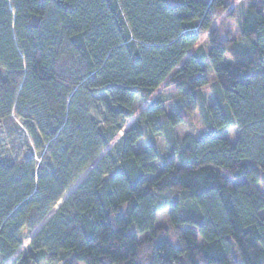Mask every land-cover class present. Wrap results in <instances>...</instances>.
I'll return each mask as SVG.
<instances>
[{
  "label": "trees",
  "instance_id": "trees-1",
  "mask_svg": "<svg viewBox=\"0 0 264 264\" xmlns=\"http://www.w3.org/2000/svg\"><path fill=\"white\" fill-rule=\"evenodd\" d=\"M228 8L0 0V264H264V0L237 36L212 29ZM164 84L181 112L156 96L125 130ZM199 106L206 130L177 138Z\"/></svg>",
  "mask_w": 264,
  "mask_h": 264
},
{
  "label": "rangeland",
  "instance_id": "rangeland-1",
  "mask_svg": "<svg viewBox=\"0 0 264 264\" xmlns=\"http://www.w3.org/2000/svg\"><path fill=\"white\" fill-rule=\"evenodd\" d=\"M228 1H229V8L217 16L216 21H215L212 29H219L222 36H226V35L237 36L239 33L238 31H239L240 15L244 12L247 0H228ZM208 34L209 33H206L202 36V38L199 41V43L197 44L196 48L199 46H203L207 50L206 42H207ZM207 71H208L210 83L207 87L202 89L200 94L202 95V97H203L202 100L205 101V104H211L214 101L213 87H212L213 83H214V79H213L214 73L211 72L209 69ZM156 96H159L161 98V100L163 101L164 106L166 107V112H167L168 116L174 115V114H179L181 112L182 103H183L182 94L174 91L172 88H170V89L165 88V84H164L158 90V93L155 94L153 97H151L143 106H141L140 110L136 113V115L132 119H129L126 122L125 130L130 128V127L137 125L140 112L143 111L145 109V107L150 103V101L153 98H155ZM199 109H200V106L197 109V111L195 113H192V114H187V113L183 112L184 122L174 129V132H175V135L177 138H182L183 136L188 135V134L199 137L201 134H203V132L206 130V126L201 119ZM122 133L123 132H121L120 135H122ZM237 133L238 132H237L236 127L232 126L229 129H227L226 131L222 132L221 136L227 137V138H229L230 141L234 142L236 140ZM16 136L19 137V133H17ZM166 138H167V135H158V136H155V138H153L159 152L162 155H166V153H167V147L166 146L168 144V141ZM7 140L9 142L10 138ZM149 141H150V138L145 137L138 144V146H137L138 150H142L145 147H147ZM104 153L102 154V156L104 155ZM84 177H85V175L75 183V185L72 187V189L66 195L65 199L71 194L72 191H74L76 186L83 180ZM165 196H169L172 198V197H174V194L166 193ZM261 215L264 216V212H262ZM157 224L159 226L168 227V225H169L168 211H161L158 213ZM38 230H39V228H38ZM30 240H31V237L25 241L23 246L19 249L18 254L20 252H24V250L28 246Z\"/></svg>",
  "mask_w": 264,
  "mask_h": 264
},
{
  "label": "water",
  "instance_id": "water-1",
  "mask_svg": "<svg viewBox=\"0 0 264 264\" xmlns=\"http://www.w3.org/2000/svg\"><path fill=\"white\" fill-rule=\"evenodd\" d=\"M58 209V208H57Z\"/></svg>",
  "mask_w": 264,
  "mask_h": 264
}]
</instances>
